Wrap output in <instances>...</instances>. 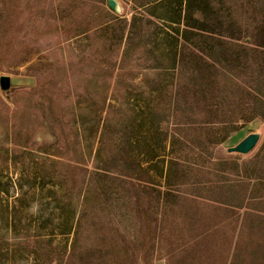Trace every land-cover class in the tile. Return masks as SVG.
Segmentation results:
<instances>
[{"label":"rangeland","instance_id":"1","mask_svg":"<svg viewBox=\"0 0 264 264\" xmlns=\"http://www.w3.org/2000/svg\"><path fill=\"white\" fill-rule=\"evenodd\" d=\"M116 1L0 0V183L22 193L17 234L44 235L43 264H264V122L248 120L263 59L177 45L160 14ZM208 1L216 33L245 37L235 0ZM221 65L237 98L207 79ZM251 133L252 152L228 151Z\"/></svg>","mask_w":264,"mask_h":264},{"label":"trees","instance_id":"2","mask_svg":"<svg viewBox=\"0 0 264 264\" xmlns=\"http://www.w3.org/2000/svg\"><path fill=\"white\" fill-rule=\"evenodd\" d=\"M239 0H235L230 4V9L227 12V17L233 19V26L237 29L245 28L247 34L242 39L225 40L223 35L216 33V25L206 22L201 12L202 4H205V9L211 5L214 9V4L208 0H132L134 5L142 9L146 15L157 16L170 26L164 25L167 29L174 28L176 37L172 32L162 28L161 32L168 37H173L176 44L182 39L185 43H195L196 46H209L212 49L219 45L228 46V49L233 53L242 52L238 57L239 60L249 58L250 54H254L264 61V0H247L244 4ZM216 13V12H215ZM163 22V23H164ZM157 31L156 35L161 34ZM185 51V50H184ZM247 64L248 59L245 60ZM184 65V58L183 63ZM213 74L207 79H212L219 83L224 92V99L237 98L240 87L239 83L233 78L234 73L230 72L231 67L213 66ZM174 76L177 81H182V67H175ZM257 89L254 88V101L249 107L250 117L248 120L260 118L264 122V85L256 83ZM208 85L205 83L198 93L208 99ZM181 101L178 97L175 99L173 112L168 115H180L183 110ZM186 115L199 117L196 109L190 107L187 103ZM226 138V137H225ZM22 201V193L16 196L11 195L8 186H3L0 183V264H43L42 263V243L44 235L37 233L34 237H21L17 234L24 227L22 220L16 215V210L19 208V203ZM64 209L68 211L67 207ZM70 212V211H69ZM74 212V211H73ZM39 225L37 228L43 227V221L39 217ZM149 222V219H147ZM73 223V221H72ZM72 223L70 227H66L63 234H71L74 230ZM70 224V220L66 221V225ZM30 225V223H29ZM29 229V227H28ZM13 232L16 235H13ZM32 248V249H31Z\"/></svg>","mask_w":264,"mask_h":264},{"label":"water","instance_id":"3","mask_svg":"<svg viewBox=\"0 0 264 264\" xmlns=\"http://www.w3.org/2000/svg\"><path fill=\"white\" fill-rule=\"evenodd\" d=\"M108 6L114 12L119 11L118 3L116 0H108ZM11 87V77L9 75H2L0 77V88L2 89V91H9ZM260 137L261 136L259 133H251L235 147L229 148L228 151L230 153H239L244 155L249 154L259 143Z\"/></svg>","mask_w":264,"mask_h":264}]
</instances>
